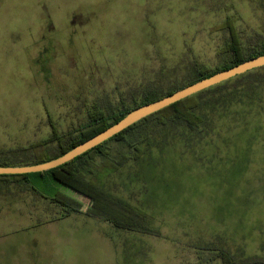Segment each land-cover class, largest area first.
I'll return each instance as SVG.
<instances>
[{"label": "rangeland", "instance_id": "obj_1", "mask_svg": "<svg viewBox=\"0 0 264 264\" xmlns=\"http://www.w3.org/2000/svg\"><path fill=\"white\" fill-rule=\"evenodd\" d=\"M228 19L250 42L264 0H0V150L47 139L50 123L74 132L94 111L132 102L162 65L166 88L183 77L174 66L185 55L219 66ZM253 87L248 98L203 104L197 115L211 127L202 139L182 125L149 127L141 158H118L126 148L110 142L112 160L96 159L93 171L117 174L108 190L157 234L93 215L50 219L58 206L22 190L23 179L0 177V264L33 255L38 264H224L219 250L237 264L264 261V81ZM51 174L23 184L94 205Z\"/></svg>", "mask_w": 264, "mask_h": 264}, {"label": "trees", "instance_id": "obj_2", "mask_svg": "<svg viewBox=\"0 0 264 264\" xmlns=\"http://www.w3.org/2000/svg\"><path fill=\"white\" fill-rule=\"evenodd\" d=\"M223 29L227 30V42L223 50L226 56L219 66L213 69L199 67L192 56L185 55L177 66H174L175 71L183 70V77L174 83H170L166 88H161V79L165 78L164 65H162L158 70V74L162 78H159V81L157 78L148 87H144L139 97L131 98L132 102L127 103L122 100L117 106H114L115 108L111 107L112 109L106 115L102 111H94L89 114L87 121L83 125L78 126L74 132L59 133L53 123H50L51 135L47 139L35 142L28 147L0 150V166H27L55 159L113 125L137 107L169 96L175 91L201 79L208 78L219 71L264 55V26L261 33L254 36L256 38H250L251 43L242 40L240 32L236 29L231 19L223 22ZM263 81L264 67L234 77L175 102L141 119L122 132L59 167L45 172L0 175V177L23 179L20 180L21 185H23L22 190L37 193L50 204L58 206L64 215L72 213L93 215L95 218L109 221L120 228L157 234L143 224L144 216L137 208L135 209L130 203L119 197L116 193L117 191L111 192L108 190L110 186L106 185L107 181L102 179V177L112 171H93V164L96 163L97 158L100 159V163L104 162L103 159L112 160V156H110V152L105 146L110 142H115L117 145L126 148V152L120 153L118 156L122 160L124 158H141L146 151H149L152 144L151 139L148 138L144 130L149 127L156 129L159 126H164L161 127L162 129L165 127L175 129L177 126L182 125L191 132V137H194L192 134H195L199 139H202L204 137L202 131L204 129L207 131L211 127V123L209 124L208 120L206 121L203 117L197 115V111L201 109L203 104L213 102L215 105L220 99L219 104L222 105L223 102H230L237 97L246 96L248 98L249 93L254 90L253 85H258ZM161 128L159 127V130ZM53 144L55 146L51 148L50 145ZM143 145L144 147H142ZM106 169L110 170L109 167H106ZM44 173H52L51 179L54 182L56 181L59 185L70 188L94 205L88 210H83V207L79 205L80 203L68 204L55 195L43 194L36 190L34 186L28 188L23 184L25 181L26 183L30 182L29 176L37 174L44 177ZM130 213L135 214L136 217L134 215L130 216ZM213 257L222 259L224 264H237L224 250H219ZM251 264H264V261L254 258Z\"/></svg>", "mask_w": 264, "mask_h": 264}, {"label": "water", "instance_id": "obj_3", "mask_svg": "<svg viewBox=\"0 0 264 264\" xmlns=\"http://www.w3.org/2000/svg\"><path fill=\"white\" fill-rule=\"evenodd\" d=\"M262 67H264V55L251 58L229 69L219 71L208 78L201 79L191 85L177 90L169 96L163 97L157 101L142 105L131 110L126 116H124L122 119H120L113 125L109 126L108 128L87 139L86 141L80 143L79 145L75 146L71 150L67 151L66 153L55 159L49 160L44 163L27 166H0V175H21L39 173L59 167L67 162H70L74 158L82 155L88 150L98 146L99 144L115 136L116 134L122 132L134 123L140 121L141 119L155 112H158L159 110L175 102H178L186 97L194 95L224 81H227L229 79Z\"/></svg>", "mask_w": 264, "mask_h": 264}, {"label": "crops", "instance_id": "obj_4", "mask_svg": "<svg viewBox=\"0 0 264 264\" xmlns=\"http://www.w3.org/2000/svg\"><path fill=\"white\" fill-rule=\"evenodd\" d=\"M113 176H110L109 173L106 175V176H103L102 179L106 180L107 179V183L109 181V179H114V178H117V174L116 173H113L112 174ZM109 184V183H108ZM18 185H21V181L18 182ZM118 195V194H117ZM32 196L33 197H36L37 200H40V199H43L45 200L43 197H41L40 195H38L37 193H32ZM119 196V195H118ZM120 197V196H119ZM46 201V200H45ZM38 215L40 213H37ZM41 215L44 216V219H47L46 218V214L44 212L41 213ZM71 215H84L86 216L87 214H82V213H72V214H68V215H64L62 211H60L58 213V215H55V216H52L50 217V219H61V218H65V217H69ZM92 215H87L86 217H89L91 218ZM49 219V218H48ZM97 219V218H96ZM100 220V219H98ZM104 221V220H103ZM105 222V221H104ZM30 255V254H29ZM42 258L36 256V255H33L32 257H28V256H25L23 259H22V263H25V264H38V261H41ZM0 261H2V257L0 256ZM37 261V262H36ZM16 264H21L19 262H17Z\"/></svg>", "mask_w": 264, "mask_h": 264}]
</instances>
